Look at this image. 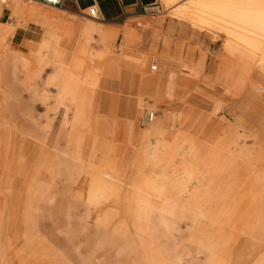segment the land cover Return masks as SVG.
Instances as JSON below:
<instances>
[{"label": "rangeland", "instance_id": "1", "mask_svg": "<svg viewBox=\"0 0 264 264\" xmlns=\"http://www.w3.org/2000/svg\"><path fill=\"white\" fill-rule=\"evenodd\" d=\"M155 2L160 6L156 13L141 15L129 10L120 19L119 28L103 26L88 16V10L78 16L79 19L69 16L72 22L64 19L67 16L65 12L43 5L39 6L47 13L55 12L62 19L52 20L46 15H37L31 19L26 14L17 17L11 11L9 16L8 13H3L4 10H0V36L6 44V53L0 52V187L7 201L5 213L3 212L5 230L0 259L2 264H30L32 259L35 264H147L144 236L135 225L139 209L132 199L124 195L127 192L100 199L97 205L101 210H89L86 204L87 194L92 186V170L105 169L125 177L132 159L122 166L109 165L96 150L104 136L110 133L103 126L105 109L99 108L98 104L100 100L107 99L106 93H118L126 101L134 98L143 76V71L135 68V60L148 57L145 76H158L162 69L156 60L164 56V48L161 54L159 50L165 44L169 51L172 46L176 52L173 80L178 83L184 80L186 86L197 90L194 103L214 120L230 124L237 136H251L246 143L247 147H254V155L257 153L255 144L258 148H264V82L258 76L249 77L242 67L226 56L223 39H211L208 36L203 38L186 32L158 0H154ZM10 3L15 2L8 0L5 10ZM26 3L27 1L17 0V5ZM131 20L139 25L144 43L125 51V57L118 51L122 34L120 28ZM90 27L99 30L112 28L116 36L107 47L101 36H91L90 45L85 48L84 53L100 54L107 51L109 46L107 53L110 56L115 53L114 56L123 61L109 76L97 72L100 86L94 90L91 110L95 130H82L86 138L81 153L85 162L83 171L79 170L75 162L62 158V152L67 147V121L72 119L73 112L67 114L66 105L58 97L57 86L49 84L48 79L54 71V64L70 66L81 72L90 71L80 60L82 57L74 61L72 38L73 31L87 32ZM28 29L36 31L35 36L33 39L29 37L30 40H22L18 34ZM43 40L48 41V58L44 62V68L32 73V70L25 68L18 53L31 55V48L35 46L33 42ZM180 45L182 50L179 51ZM152 66H157L158 71L152 72ZM164 71L166 70L163 69L162 72ZM178 92L176 87L170 95ZM186 93V90L180 88L175 102L164 101L160 106L146 98L148 103L143 102L138 110V129L146 132L151 130L150 127L142 128L139 125L144 109L155 111V124L161 122L160 126L164 127L162 121L166 115L172 117L173 111L185 107L182 100ZM219 100H223V103L218 104L217 113H212ZM177 128L178 125L173 123L169 132L176 133ZM155 130L157 131L156 126ZM109 135L113 138L112 134ZM256 138L260 144L255 141ZM198 139L202 143L198 150L200 153L192 154L188 146H184V150L190 162L206 173L198 183L194 181L190 185L189 193L183 196V200L191 212L205 210L207 218L195 219L193 213L182 216L177 212L175 218H169L172 223L169 230L151 235L150 239L154 238L153 243L156 245L155 250L163 252L162 257L155 251L152 259L156 261L155 264H210L206 249H211L230 264H252L253 258H249L246 249L254 241L250 236L240 234L239 220L234 225V206L243 186L247 185L251 172L255 170L256 162L252 160L251 164H242L227 150L229 154L221 152L214 144L203 143L200 136ZM177 143L171 147L172 151L181 148L184 141L180 139ZM241 143L243 145L244 139H241ZM138 150L141 151L142 147ZM138 150L133 147L132 157ZM164 156L169 160L174 157ZM61 162L63 166L60 165ZM173 164L179 168L180 157H176ZM47 196L54 200L47 201ZM194 199L200 201L201 207L192 203ZM31 202L34 209L28 207ZM105 215L110 220L118 218L126 223L125 229L129 231L124 233L126 235L123 234L124 237L116 235L112 238L110 231L99 226V218L102 219ZM221 223H225L223 227ZM107 237H110L109 240ZM22 249L28 254L18 261L14 251ZM261 252H264V244L258 250V253ZM160 261L162 262L159 263Z\"/></svg>", "mask_w": 264, "mask_h": 264}, {"label": "bare ground", "instance_id": "2", "mask_svg": "<svg viewBox=\"0 0 264 264\" xmlns=\"http://www.w3.org/2000/svg\"><path fill=\"white\" fill-rule=\"evenodd\" d=\"M158 2L166 8L173 20L183 23L211 39H223V49L226 56L236 65L242 67L243 72L249 77L258 76L264 82V0H158ZM7 3L8 0H0V10H5L4 6ZM24 5L22 15L26 14L31 19H34L37 15H46L52 20L62 19V16L55 12L47 13L39 6L43 4L27 1ZM20 6L16 5L15 13ZM43 6L54 10L60 9ZM93 35L101 36L104 45L107 47L111 40L115 39L116 32L112 28L99 30L96 27H90L87 32L83 30L73 31L74 61L82 57L80 60L83 61V65L90 69L89 72H81L70 66L54 64V71L48 79L49 84L57 86L58 97L66 105L67 114L71 111L73 112L72 119L67 121V147L62 152V158L64 157L65 161L75 162L80 168L79 170L83 169V171L85 162L82 160L80 153L85 134L82 130L89 125L91 127L94 125L91 110L93 108L92 98L94 90L100 86V78L97 72L102 74L106 65L113 61V58L107 53L109 46L107 51L100 54L84 53L85 48L90 45L89 38ZM128 36L129 34L127 33L125 45L128 43ZM33 44L35 46L31 48V55H25L22 52L18 53L19 57L24 61L25 68L32 70V73L39 70V68H44V62L48 58L49 50L47 40L33 42ZM5 47L6 44L3 43L0 36V52L5 54ZM143 102L144 100L140 99L138 110L141 109ZM213 112L217 113V110H213ZM90 126L88 129H91ZM230 126V124L225 125L224 122L215 121L211 127L212 131L205 136V140L219 145L246 164H251L252 160L256 162L255 170L253 173L251 172L252 175L247 185L243 186L240 195L235 200L234 225H237L239 220L240 234L250 236L254 241L253 245L246 249V254H248L249 258H253L252 264H264V252L258 253V250L264 244V148H258L255 144L257 153L254 155L252 150L254 147H247L246 143L251 137L237 136V133L233 132ZM149 127L151 130L149 132L145 131L135 145L136 150L141 147L142 150H138L137 154L132 157L128 174L125 177L121 176V178L118 173L105 169L94 172L92 170L90 175L92 186L87 194L88 203L86 205L89 210L92 208H95L96 211L101 210L97 205L100 199L111 198L117 194L120 195L123 191L127 192L124 195L132 199L139 209L135 217V225L142 233V236H144V249L147 255L146 263L155 264L156 261H153L152 257L156 251V245L153 243L154 238L150 239L151 235L169 230L172 225L169 218H175L177 212L181 213L182 216L193 213L196 217L195 219L201 220L207 218V214L202 209L197 212H191L188 204L183 200V196L189 193L190 185L194 181L198 183L204 173L186 160L184 147L173 157V160L165 158L164 152L159 146V141L155 139V122ZM195 138L196 136L190 137L187 144L191 145ZM241 139H244L243 145ZM176 157H180L181 160L179 168L173 164ZM61 160L63 162V159ZM62 162L60 165L63 166ZM89 170H91L90 167ZM5 199L4 191L0 187V259L3 251L2 238L5 230L3 220L5 202H7ZM46 199L47 201L54 200L49 199L48 196ZM157 203H161V205ZM192 203L201 207L200 201L194 199ZM248 203L251 204L248 206ZM28 207L34 209L33 202ZM99 219V226L105 231L112 233L110 237L116 235L122 237L124 233L129 231L125 229L127 228L124 225L126 223L118 218L110 220V217L105 215L104 218L101 219L100 217ZM224 224L221 223V226L223 227ZM110 237H107V239L109 240ZM237 249L239 250L240 248L238 247ZM206 250L209 254L210 264L231 263L223 261L213 250ZM14 252H16L15 256L18 261L28 254L23 249ZM156 252L160 255L163 254L162 251ZM2 263L0 262V264ZM30 264H35V261L32 259Z\"/></svg>", "mask_w": 264, "mask_h": 264}, {"label": "crops", "instance_id": "3", "mask_svg": "<svg viewBox=\"0 0 264 264\" xmlns=\"http://www.w3.org/2000/svg\"><path fill=\"white\" fill-rule=\"evenodd\" d=\"M22 1L25 2L26 0ZM14 2L15 3H10L7 8L8 10L3 11L4 14L6 13V15L9 14L10 16L11 12L15 13L17 0H14ZM34 2L41 4L39 1ZM138 2L149 5L153 4L154 0H67L64 6L57 10L65 12L67 16L64 19L71 21L69 16H75L78 18V16L84 14L90 7H96L102 16V21L97 20L99 23H101L103 26L119 28L118 26L121 25L119 24L120 19L124 17L129 10H133V6ZM24 6L25 5H21L18 11L15 13L17 17H20L22 15ZM9 10H11V12ZM178 23L184 28L186 32L189 31L193 35L205 38L202 33L193 30L191 27L183 23ZM138 26V24H135V22H132L131 20L130 22L127 21L122 26V28H120L122 34L121 45L118 46V51L122 52V56L126 57L127 55L125 54V51H129L132 48H137L144 43V38L139 32L140 29ZM144 26L146 27L147 25ZM35 33L36 31L28 29L21 32V34H18V36L20 35L22 40H30L29 37L33 39ZM127 33L129 34V39L128 43L125 45L124 42L126 41ZM163 48L164 56L161 57V59H157L156 61L159 62L161 69H164L166 71L162 72L161 70L158 76L149 78L145 76V74H147L146 67L148 65L149 58L143 57L139 59L137 57L138 60H135L134 66L137 70L143 71V76L140 80L137 95L134 98L126 101L118 93H106L107 99L100 100L98 104L99 108L105 109L106 114L104 115L103 126H105L110 133H107L104 136V139L99 143V145H97L96 150L102 154L103 160L109 165L119 164L120 166H122L124 163L130 160L133 154V147H135V145L145 133L144 130L138 129L137 127V115L140 99H143L145 103H148L146 101V98H149L152 101H155L157 106H160L164 101L175 102L180 92V88L187 91L185 98L182 100V103L185 104V107L176 111L177 113L173 111L172 117L166 115L162 121L164 122V127L160 126L161 122L155 124L157 129L155 133V139L159 141L161 150L166 155L175 156L182 147L188 146V149L192 151V154L200 153L198 150L200 144L202 143H200L198 139L199 136L203 138V143L212 144L205 140V136L212 131L211 127L216 120L203 112L201 108L194 103L195 93L197 92L196 89L186 86L184 80H180L179 83L173 80L172 70L174 66V53L176 52L173 51L172 46L171 51H169L168 45L165 44V47L163 46L162 49L159 50L160 54L162 53ZM178 50H182L181 45L178 46ZM114 54L111 55V57L113 58L112 63L106 65L105 69L102 71V75H111V73L113 71H116L119 64L123 61L122 58H116ZM176 87H178L179 92L175 95H170L171 91H173V89ZM220 102L223 103V100H219L215 103L212 109V113H214L213 110H217L218 104ZM105 105L107 106L106 108ZM197 112L200 113L197 114ZM112 116L114 120H112ZM173 123L178 125L176 133L169 132ZM89 126L87 127V130L89 132L95 130V124L93 125V127L90 126L91 129H88ZM109 134H112L113 138H111ZM192 136H196V138L191 145H188L187 141ZM85 139L86 138L84 135L81 153L83 150ZM180 139L184 141L182 147L178 148L176 151H172L173 148L171 147H173L174 145L176 146L178 144L177 142ZM255 141L259 143L258 138H256ZM215 146L221 152L228 153L219 145ZM93 156L94 152L92 153V157ZM185 158L189 163H191L186 151ZM235 160L241 162L242 164H246L240 159L235 158ZM203 173L205 174L206 172Z\"/></svg>", "mask_w": 264, "mask_h": 264}, {"label": "built area", "instance_id": "4", "mask_svg": "<svg viewBox=\"0 0 264 264\" xmlns=\"http://www.w3.org/2000/svg\"><path fill=\"white\" fill-rule=\"evenodd\" d=\"M26 1L28 2L39 1L41 4L47 7L62 8L67 0H26ZM159 9L160 6L157 4V2L149 5H145L142 4L141 2H138L133 6L134 12L141 15L153 14L156 13ZM88 11H89L88 13L89 17L102 21V16L96 7H90ZM151 71L157 72L158 67L152 66ZM156 117H157V113L155 111L144 109L142 111L141 117L139 118L140 127L146 128L151 126L155 122Z\"/></svg>", "mask_w": 264, "mask_h": 264}]
</instances>
